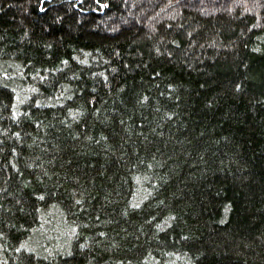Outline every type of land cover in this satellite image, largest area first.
Segmentation results:
<instances>
[{
	"label": "trees",
	"instance_id": "trees-1",
	"mask_svg": "<svg viewBox=\"0 0 264 264\" xmlns=\"http://www.w3.org/2000/svg\"><path fill=\"white\" fill-rule=\"evenodd\" d=\"M0 264H264V0H0Z\"/></svg>",
	"mask_w": 264,
	"mask_h": 264
}]
</instances>
